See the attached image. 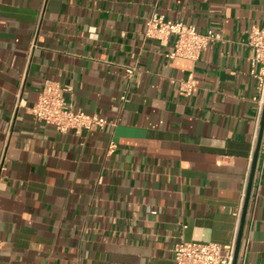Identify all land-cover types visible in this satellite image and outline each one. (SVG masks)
<instances>
[{
	"label": "crops",
	"instance_id": "crops-1",
	"mask_svg": "<svg viewBox=\"0 0 264 264\" xmlns=\"http://www.w3.org/2000/svg\"><path fill=\"white\" fill-rule=\"evenodd\" d=\"M154 11L220 39L169 57L176 37L146 33ZM254 25L264 0H0V264H175L182 239L236 247L264 107ZM47 80L110 123L37 120ZM237 264H264L262 151Z\"/></svg>",
	"mask_w": 264,
	"mask_h": 264
},
{
	"label": "built area",
	"instance_id": "built-area-1",
	"mask_svg": "<svg viewBox=\"0 0 264 264\" xmlns=\"http://www.w3.org/2000/svg\"><path fill=\"white\" fill-rule=\"evenodd\" d=\"M147 35L157 39H167L174 35V48L167 54L169 57H186L197 60L209 44L220 39V33L209 29L200 32L194 24H189L181 19H167L164 15L154 11L147 19ZM248 45L252 49L251 67L252 74L258 79V88L261 99L264 98V28L254 25L249 32ZM127 72L132 75L134 68L127 67ZM196 80L190 76L181 83L183 94L192 93ZM69 86L59 82L47 80L37 101L30 107L33 116L48 125L54 126L58 131L67 132L71 129L77 133L89 130L97 125L105 128L110 120L98 113H87L81 108H76L72 100L66 96ZM126 95L123 100H126ZM22 100L19 101V104ZM116 144L111 142L110 149ZM260 151L264 152V131ZM5 154L0 159V179L4 165ZM235 242L226 246L215 241L180 240L174 247L175 264H233Z\"/></svg>",
	"mask_w": 264,
	"mask_h": 264
},
{
	"label": "water",
	"instance_id": "water-1",
	"mask_svg": "<svg viewBox=\"0 0 264 264\" xmlns=\"http://www.w3.org/2000/svg\"><path fill=\"white\" fill-rule=\"evenodd\" d=\"M263 131H264V107H263V112H262L260 135H259V140H258L256 152H255L254 157H253L251 174H250V180H249V186H248V191H247L246 200H245L244 209H243L242 218H241L239 237H238L237 244H236V247H235L233 264H237V262H238V257H239V252H240V245H241V239H242V235H243V231H244V227H245V222H246L248 205H249L250 196H251L252 185H253L254 176H255V172H256V168H257L259 152H260V148H261V140H262Z\"/></svg>",
	"mask_w": 264,
	"mask_h": 264
}]
</instances>
